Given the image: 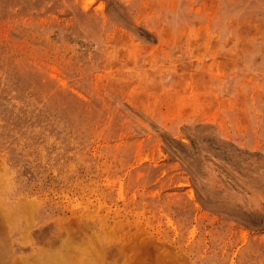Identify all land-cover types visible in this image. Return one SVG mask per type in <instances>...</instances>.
<instances>
[{
  "label": "rangeland",
  "instance_id": "1",
  "mask_svg": "<svg viewBox=\"0 0 264 264\" xmlns=\"http://www.w3.org/2000/svg\"><path fill=\"white\" fill-rule=\"evenodd\" d=\"M0 264H264V0H0Z\"/></svg>",
  "mask_w": 264,
  "mask_h": 264
}]
</instances>
